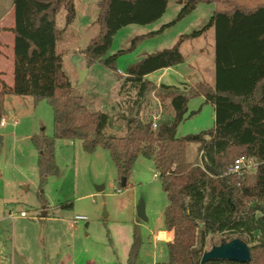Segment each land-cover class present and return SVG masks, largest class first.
<instances>
[{"label":"trees","instance_id":"trees-1","mask_svg":"<svg viewBox=\"0 0 264 264\" xmlns=\"http://www.w3.org/2000/svg\"><path fill=\"white\" fill-rule=\"evenodd\" d=\"M185 0L175 21L181 20L199 2ZM14 26L13 85L0 78V120L8 96H31L46 100L52 109L53 134L32 135L38 151L40 182L59 171L55 162V140H79L86 153L104 148L115 165L117 180L126 181L138 157L153 162L168 203L164 209L167 242L166 264H200L208 233L245 234L259 240L249 246L251 259L245 263L264 264V4L247 9L229 2L198 30L179 36L170 48L146 54L129 64L122 86L135 91L128 114H120L124 133L110 131L108 112L89 108L63 70V55L78 47L79 34L71 29L76 11L74 0H12ZM167 0H100L96 24L98 31L82 49L87 67L95 64L115 72L117 58L132 50L138 41L150 35L136 36L127 50L108 54L114 35L132 24L146 25L160 19ZM163 25L158 31L174 24ZM214 29V84L197 82L185 89L159 84L145 78L157 70L184 62L182 42L200 37ZM167 102L170 116L160 115L156 127L141 115L149 93ZM202 96L214 108L212 128L195 134L176 136L178 125L193 115L187 104ZM195 144L198 160L186 158L187 145ZM252 158L256 167L250 172L229 173L235 159ZM71 202L61 207H72ZM140 240L133 232L127 264H135ZM220 260L204 264H224Z\"/></svg>","mask_w":264,"mask_h":264},{"label":"rangeland","instance_id":"rangeland-1","mask_svg":"<svg viewBox=\"0 0 264 264\" xmlns=\"http://www.w3.org/2000/svg\"><path fill=\"white\" fill-rule=\"evenodd\" d=\"M99 1L74 0L76 15L70 27L80 38L78 47L64 54L63 68L74 94L82 96L89 108L108 112L112 116L111 125L122 127V133L116 132L117 135L124 133L120 114H128L135 99L134 89L127 84L123 87V79L119 78L129 64L146 54L172 47L180 35L201 29L214 11L230 8L229 2L247 9L264 4V0L199 2L193 11L175 21L185 0H167L166 11L157 21L128 25L114 35L109 55L127 50L134 37L150 34L117 58L115 65L120 73L95 64L79 82L71 56L81 57V68H89L82 49L98 31ZM172 21L174 24L157 33ZM180 51L184 62L166 73L163 84L179 89L197 82L214 84L213 28L200 37L182 42ZM158 74H152L149 80L154 81ZM187 107L188 112L195 113L178 125L177 137L213 127V106L204 103L202 96L191 98ZM7 108V123L0 126V264H127L134 230L140 240L135 264L167 263L163 213L168 200L151 160L138 157L122 187L106 149L98 147L94 152L86 153L79 140L56 139L55 162L59 171L41 183L37 169L38 151L30 138L35 134H53L52 109L46 100L34 101L31 96H17ZM169 110L167 102L161 103L151 92L141 107V115L150 118L151 112L156 111L164 116ZM109 130L114 131L111 127ZM197 156L196 145L188 144L187 160L195 163ZM249 175L252 181L253 171ZM67 202L73 204L71 208L61 207ZM140 203L145 220L136 215ZM20 212H25L26 216H20ZM42 212H45L44 216ZM75 216L86 219L73 222ZM233 238L250 246L260 237L257 232L251 238L229 231L208 233L203 251L223 239Z\"/></svg>","mask_w":264,"mask_h":264},{"label":"crops","instance_id":"crops-1","mask_svg":"<svg viewBox=\"0 0 264 264\" xmlns=\"http://www.w3.org/2000/svg\"><path fill=\"white\" fill-rule=\"evenodd\" d=\"M14 26V7L12 0H0V78L8 85H13V41H14V35L10 31V29ZM65 55H63V67H64V61H65ZM178 65H175L173 67L157 70L153 73H150L145 76L146 79L149 80V77L154 73H159L153 83L156 85H159L162 83V80L166 73L172 69H176ZM92 67V66H91ZM91 67L87 68V74L90 72ZM64 70V68H63ZM120 73V71H118ZM177 72V70H175ZM122 76H124V73H120ZM183 78L186 79V76L180 74ZM184 82V81H183ZM189 83V81H185ZM17 96L12 95L8 96L5 99L4 102V118L6 120V114H7V107L8 104L12 103ZM214 112V108H213ZM167 116L171 115V110H169V113L166 114ZM214 120H215V114H214ZM15 122V121H14ZM112 123V119H111ZM111 125V124H110ZM115 132L122 133L121 129L122 127L118 124H112L110 126ZM117 127V128H115ZM72 141V140H69ZM165 238L167 242L171 239L172 234L169 231L164 232Z\"/></svg>","mask_w":264,"mask_h":264},{"label":"water","instance_id":"water-1","mask_svg":"<svg viewBox=\"0 0 264 264\" xmlns=\"http://www.w3.org/2000/svg\"><path fill=\"white\" fill-rule=\"evenodd\" d=\"M82 58L73 54L71 56V62L77 70L78 80L82 82L87 76V68H81ZM111 124V120L109 121ZM117 128V127H115ZM126 185V179H121V186ZM102 188H98L101 190ZM42 215H45V212H42ZM136 215L139 219L145 220V214L143 211V204L140 203L136 208ZM250 250L249 246L239 238H233L229 241L221 240L218 245H212L209 250L203 251L201 255L200 264H204L207 261L220 260L225 262L224 264H236V263H245L250 261Z\"/></svg>","mask_w":264,"mask_h":264},{"label":"built area","instance_id":"built-area-1","mask_svg":"<svg viewBox=\"0 0 264 264\" xmlns=\"http://www.w3.org/2000/svg\"><path fill=\"white\" fill-rule=\"evenodd\" d=\"M160 114L156 113V111L151 112L150 120L152 123V127H156L157 120L159 119ZM6 124L5 118L2 117L0 120V126H4ZM256 167V163L252 158L241 156L235 159L234 163L229 167V173L241 174L242 172H250L254 171ZM11 214V213H9ZM20 216H26L25 212H20ZM86 217L84 216H75L73 222H77L78 220H84Z\"/></svg>","mask_w":264,"mask_h":264}]
</instances>
